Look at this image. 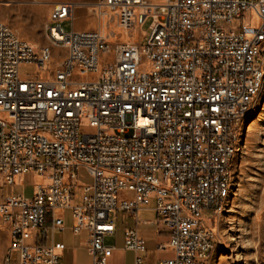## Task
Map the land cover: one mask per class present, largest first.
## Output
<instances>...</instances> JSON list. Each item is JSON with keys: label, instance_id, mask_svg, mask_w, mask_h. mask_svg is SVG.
Masks as SVG:
<instances>
[{"label": "built area", "instance_id": "2783aa9c", "mask_svg": "<svg viewBox=\"0 0 264 264\" xmlns=\"http://www.w3.org/2000/svg\"><path fill=\"white\" fill-rule=\"evenodd\" d=\"M78 9L91 27L65 32ZM244 13L254 26L234 25ZM44 36V46L30 45L0 21L5 264L14 254L17 264H59L65 247L54 237L67 211L71 235L86 233L91 264H106L109 214L135 217L151 200L173 250L159 264H208L214 236L202 214H218L229 196L239 135L264 85V0L62 2ZM22 64L48 78L20 79ZM81 170L90 185L79 183ZM26 175L44 181L30 198L13 191ZM124 191L133 198L118 199ZM123 247L145 252L135 228Z\"/></svg>", "mask_w": 264, "mask_h": 264}, {"label": "rangeland", "instance_id": "374dc122", "mask_svg": "<svg viewBox=\"0 0 264 264\" xmlns=\"http://www.w3.org/2000/svg\"><path fill=\"white\" fill-rule=\"evenodd\" d=\"M82 2L89 5L97 0H0V21L10 27L24 42L33 46L46 44L44 29L50 19L52 8L62 2ZM73 24L64 22L62 29L83 30L91 27L87 12L78 9ZM234 25L247 24L254 26L255 17L252 13H244ZM149 21L143 24L147 30ZM128 37L124 36V40ZM131 39V38H130ZM59 50L53 49V57L58 59ZM20 79L46 80L48 73L40 72L35 65L22 64L19 66ZM82 133H91L92 129L80 127ZM130 135V133H129ZM128 135V136H129ZM19 181V182H18ZM78 181L83 185H90L91 177L83 170L78 172ZM44 181L34 175H26L21 180L14 179L13 191L22 193L25 198L32 195L34 184ZM8 189L3 188V192ZM118 199L130 200L133 194L119 192ZM75 202L79 204L76 194ZM153 204V201H150ZM125 213L112 212L109 218L113 221L116 231L125 226ZM202 216L206 227L213 233L212 250L208 264H264V85L253 110L244 120L237 153L232 162L230 174V193L218 214L212 216L210 212ZM67 219L71 220L69 212ZM68 232L56 235V241H66L70 238ZM106 244L114 243V236L105 238ZM27 240V244H34ZM9 245L7 233L0 220V264H5L4 258ZM14 254L11 264H17Z\"/></svg>", "mask_w": 264, "mask_h": 264}, {"label": "crops", "instance_id": "0c3cea01", "mask_svg": "<svg viewBox=\"0 0 264 264\" xmlns=\"http://www.w3.org/2000/svg\"><path fill=\"white\" fill-rule=\"evenodd\" d=\"M19 179L21 180V178ZM153 208L154 203L152 205L149 203L147 207L138 211L135 217L126 214L127 220L125 221V226L117 232H115L116 228L113 224L114 232L107 236H114V243L106 244L104 239L105 245L113 248L112 254L107 259L106 264H134L136 258L141 259V264H159L162 260H170L173 258V250L166 246L169 242V232L163 226L156 223L158 216ZM67 212H65L66 229L63 233L68 232L71 235L69 231L71 220L67 219ZM133 228L137 230L139 236L144 240L145 252L135 253L124 249V232L127 229ZM85 238V232L77 237L71 235L64 242L56 241L55 236L54 241L62 243L65 247L59 253V264H91V258L84 245ZM44 241L45 244L49 243V239H45ZM160 246L166 247L160 248Z\"/></svg>", "mask_w": 264, "mask_h": 264}, {"label": "trees", "instance_id": "16d2710c", "mask_svg": "<svg viewBox=\"0 0 264 264\" xmlns=\"http://www.w3.org/2000/svg\"><path fill=\"white\" fill-rule=\"evenodd\" d=\"M40 243H41V244H45V241H44V240H42Z\"/></svg>", "mask_w": 264, "mask_h": 264}]
</instances>
